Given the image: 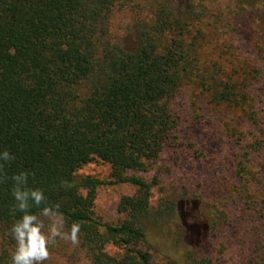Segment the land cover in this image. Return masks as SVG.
Returning a JSON list of instances; mask_svg holds the SVG:
<instances>
[{
	"label": "trees",
	"instance_id": "trees-1",
	"mask_svg": "<svg viewBox=\"0 0 264 264\" xmlns=\"http://www.w3.org/2000/svg\"><path fill=\"white\" fill-rule=\"evenodd\" d=\"M237 2L227 14L226 5L212 8L204 0H0V149L16 157L7 171L29 170L30 185L59 204L66 228L81 225L79 243L66 249L58 241L46 264L65 252L86 264H163L154 257L159 253L165 264H177L155 236L165 234L166 221L149 218L154 181L140 173L166 150L179 155L182 114L175 106L184 90L200 109L194 120L217 108L230 111L244 124L227 122L225 132L264 150L262 67L254 62H264V21L248 35L256 58L244 56L236 30L227 29L248 1ZM125 9L137 28L129 48L111 31L114 14ZM96 160L110 165L109 180L79 172ZM236 173L247 193L259 180L242 160ZM118 183L136 187L119 201L124 218L101 222L97 188ZM12 204L10 183H0V264H10L14 246L8 230L19 214ZM172 211L176 206L157 212ZM198 225L175 223L185 237ZM223 251L193 264L221 263ZM258 251L254 264H264V232Z\"/></svg>",
	"mask_w": 264,
	"mask_h": 264
},
{
	"label": "rangeland",
	"instance_id": "rangeland-1",
	"mask_svg": "<svg viewBox=\"0 0 264 264\" xmlns=\"http://www.w3.org/2000/svg\"><path fill=\"white\" fill-rule=\"evenodd\" d=\"M237 1L204 0V3L212 8L226 5L225 13L232 14L239 4ZM246 1L242 14L236 18L237 25L227 29L236 30V43L241 53L254 59L256 55L248 52L253 47L248 35L262 29L264 0ZM132 18L133 13L125 9L117 11L112 19L111 31L115 41L127 48L132 47L137 40V28ZM254 62L262 67L259 93L263 98L261 106H264V62ZM190 101L188 91L184 90L175 106L182 114L179 155L166 150L149 172L140 173L147 180L154 181L150 220L158 216L166 221L165 234L155 236L177 264H193L194 259L203 254L210 256L212 252H218L220 247L224 249L223 257L221 263L216 264H254L264 232V212L261 211L264 206V150L254 151L247 147L250 140H237L225 132V123L240 122L237 114L217 108L203 120L196 121L194 115L200 113V109L197 105H191ZM211 118L213 121L208 123L207 120ZM240 123L243 126L244 123ZM240 160L259 179L257 183H251L248 193L241 187L236 173ZM79 172L106 181L109 180L110 165L96 160L82 167ZM135 190L136 187L129 183L100 185L94 205L95 216L101 222L119 223L124 218L118 210L119 201L123 195H131ZM170 205L176 206L178 211H172L171 215L164 217L158 214V210L163 211ZM183 219L198 221L194 235L185 237L182 228L175 227V223L180 225ZM204 224L206 228H203ZM175 240L179 246L172 248L171 244ZM60 242L66 249L70 248L71 242ZM163 255L154 254V257L159 263L165 264ZM67 257L66 252L64 255L58 253L57 264H86L84 258L73 260Z\"/></svg>",
	"mask_w": 264,
	"mask_h": 264
},
{
	"label": "clouds",
	"instance_id": "clouds-1",
	"mask_svg": "<svg viewBox=\"0 0 264 264\" xmlns=\"http://www.w3.org/2000/svg\"><path fill=\"white\" fill-rule=\"evenodd\" d=\"M16 159L14 153L0 149V183H10L13 200L10 211L19 214L8 235L14 241L10 264H46L51 248L58 241L77 245L81 225L73 222L66 228L59 204H52L45 189L30 185L33 173L19 170L9 175L7 168Z\"/></svg>",
	"mask_w": 264,
	"mask_h": 264
}]
</instances>
